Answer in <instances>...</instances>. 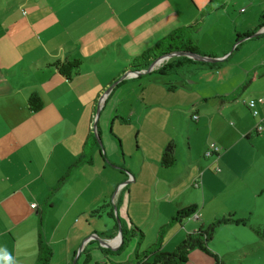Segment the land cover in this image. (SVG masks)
<instances>
[{
	"label": "crops",
	"instance_id": "crops-1",
	"mask_svg": "<svg viewBox=\"0 0 264 264\" xmlns=\"http://www.w3.org/2000/svg\"><path fill=\"white\" fill-rule=\"evenodd\" d=\"M210 1L0 0V264H35L40 240L53 249L50 264H81L87 251L89 264L130 263L163 226L198 230L184 226L191 216L175 220L190 207L202 225L223 216L251 220L264 196L260 49L241 44L219 69L190 68L196 77L188 81L178 71L169 80L170 73H151L157 68L140 75L130 68L161 38L198 22ZM230 2L215 9L231 19L225 33H198L202 51L224 56L236 43L241 28L233 27ZM258 5L264 14V0ZM253 23L242 27L251 31ZM73 59L82 64L70 79L53 66ZM34 94L43 102L38 111L28 103ZM211 143L221 146L218 156H205ZM165 152L176 157L170 167ZM85 154L91 161L77 163ZM117 216L145 233L119 253ZM182 232L177 227L168 240ZM203 252L190 258L202 260Z\"/></svg>",
	"mask_w": 264,
	"mask_h": 264
},
{
	"label": "trees",
	"instance_id": "trees-1",
	"mask_svg": "<svg viewBox=\"0 0 264 264\" xmlns=\"http://www.w3.org/2000/svg\"><path fill=\"white\" fill-rule=\"evenodd\" d=\"M224 1L225 0H211L208 7L203 12L201 20H199L195 24L177 28L174 31L170 32L165 37L161 38L154 46L147 49L139 57L134 59V61L130 65L131 70H134L136 72L148 70V68L158 59L167 56L168 54L178 53V52L195 53L210 57H221V56H217L214 52L202 51L199 45L197 44V42L195 41V38L192 36V34H194L199 30L201 23H203L205 17H207V15L212 10L219 9L222 7L220 4L221 3L223 4ZM263 27H264V14L261 15L260 22L257 25V27H255L251 31H247L245 33H239L237 35L236 42L238 43V45L236 49H238L239 46L241 45L240 44L241 42L239 41H241L246 37L252 36L253 34L257 33L259 30H261ZM231 55L232 54L228 55L225 60L219 62L198 61L189 56L179 55L182 57L176 59L173 62L171 58L168 59V61L163 66L157 68V70H153L151 73L153 72H159L162 74L163 73L168 74L170 72L174 73L179 71V68L186 63L196 64L194 66L199 70L200 69L203 70L204 68L219 69L230 60ZM81 64H82L81 59H73L67 61L57 60L55 61V63H53V66H55L61 74H63L64 76L70 79L74 74H76L79 71ZM28 103L32 111L40 110L43 105L41 98L37 94L30 96ZM195 116L198 115L194 114L193 119H195ZM96 143L97 140H95V144ZM84 161H91V159H89V157H87V155L85 154L81 156V158L77 161V163ZM175 161H176V157L172 152H165L164 157L162 159V164L165 167L172 166L175 163ZM104 208L106 207L104 206L100 207L99 209L94 210L92 214L99 215ZM195 211L196 209L194 207L181 210L175 217V220H180L182 217L191 216ZM109 215L114 217V212L113 211L109 212ZM248 221H249L248 218L241 220V219H236L232 216H223L220 218H216L214 221L209 223L206 228H205L206 224L205 225L203 224L199 229V231L188 233L186 238L182 240L178 245H176L175 249L171 252H165L164 250H162V246L164 242V234L166 232V229H168L169 225L163 226L160 229L157 241L151 247H149L146 251L142 253L139 252L138 249L136 250V258L137 260H140L138 264H185L189 260V255L194 250L200 249L202 251L210 253V250L208 248V241L212 239L216 229L220 225L229 224V223L246 224L248 223ZM121 224L123 229V239L122 242L120 243V246L116 250L117 253L125 250L131 238L135 236H139V243L142 242L145 238V233L135 224H132L130 228H128L122 220H121ZM115 227L116 229L119 228L118 221L116 222ZM38 247H39V252L37 254V259L35 264H50L54 256V252L51 246H49L43 240H40ZM103 251L105 253H109V249L107 248H103ZM149 257L154 258L152 262H149L148 260ZM91 259L92 256L90 252L87 251L86 256L81 264H89ZM216 264H220V263L217 262Z\"/></svg>",
	"mask_w": 264,
	"mask_h": 264
},
{
	"label": "rangeland",
	"instance_id": "rangeland-1",
	"mask_svg": "<svg viewBox=\"0 0 264 264\" xmlns=\"http://www.w3.org/2000/svg\"><path fill=\"white\" fill-rule=\"evenodd\" d=\"M249 1L250 0H234V2L232 3L230 2L231 4L229 7V11L230 14H232L234 17L233 27L235 25L240 26L238 27V30L239 28H241L239 30L241 32L239 33L246 32L245 31L246 29H243L242 24H248L249 26H252V24H254L253 22H257V20L260 22V18H261L260 15L262 13L259 15V5H258L259 0H253L255 1L254 7H250L251 5ZM242 7L244 8L243 12L241 11ZM202 15L200 17V20L202 19ZM206 20H208V24L203 27ZM230 21L226 16H224V14H221L219 11L218 14H216V11L212 10L207 15V17H205L203 23H201L199 30L194 34H192V36L196 39L198 33H200V35H202L203 38H206L209 33H216L218 31H224L225 33L226 28L229 27L230 25ZM239 33L237 34L235 33V37H234L235 40ZM262 34L260 36L249 38L247 40L242 41L240 43L242 44L240 46L241 49H245V51H248L249 49L252 50L260 49L259 54L264 58V33ZM224 37H226V35ZM237 45H238L237 42L236 43L234 42V44H232V46L228 51V55L236 53L235 49L237 48ZM205 47L207 46L205 45ZM250 53H252V51L248 52V54ZM180 57L182 56H172L171 57L172 62ZM194 65L196 64L186 63L183 66H181L178 71L179 79L181 80L182 77V78H186L185 81H188L191 78V76L192 78H195L196 76H193V73L190 72V68L194 67ZM174 75L175 74H171L170 72V75H168V79L172 80L171 77L173 78ZM203 77L204 78H202L201 75L200 78L207 80V77L205 76ZM263 135L264 134L260 136L263 137ZM202 140L203 137L200 135L194 137V141H197L198 143H200ZM183 147L187 148V145L183 143ZM171 148L172 147H165L166 150L169 149L170 151L172 150ZM262 159L264 161V156L262 157ZM223 215L226 214L223 213ZM195 221L197 220L185 219L184 226L187 229H191L194 225H197L199 231V229L202 226L201 224L202 219H199V222H195ZM208 224L206 223L205 228L207 227ZM177 227H180V229L183 232L180 233L178 237L168 240L169 236L173 233L174 229H176ZM147 230H149V232L146 240L147 242H149L147 245L149 246L153 242L152 240L155 235L150 232L151 231L150 228H148ZM187 234L188 233L183 229V227H181L180 223H176L172 225L171 227L166 229V232L164 234L165 242L163 244L164 246L163 250L165 252L173 251L176 245L179 243V241L182 240V238H185ZM208 248L210 250V253L204 251L203 253L205 254V256L203 257L202 260H200L197 257L190 258L189 255V260L185 264H216L217 262H219L220 264H264V196L260 199V205L255 207V212L252 215L251 220L248 221V223L246 224L229 223V224L220 225L216 229L212 239L208 241ZM153 259H154L153 257H150L148 260L149 262H152ZM137 261L139 260H137L134 255L130 259V263H126V264H137Z\"/></svg>",
	"mask_w": 264,
	"mask_h": 264
},
{
	"label": "water",
	"instance_id": "water-1",
	"mask_svg": "<svg viewBox=\"0 0 264 264\" xmlns=\"http://www.w3.org/2000/svg\"><path fill=\"white\" fill-rule=\"evenodd\" d=\"M262 33H264V27L259 30L257 33L253 34L252 36L250 37H246L244 39H242L241 41L239 42H242L244 41L245 39H249V38H253V37H257V36H260ZM238 44V43H237ZM176 55H182V56H189L195 60H198V61H204V62H219V61H223L227 58L228 55H225V56H221V57H210V56H204V55H201V54H195V53H188V52H178V53H172V54H168L167 56L171 57V56H176ZM156 62V61H155ZM155 62L148 68L147 72H150L152 71L154 68H155ZM131 72H135L137 73L138 75L142 74L143 72L140 71V72H136V71H131ZM99 109L97 111V114L99 116ZM96 126V124H95ZM169 150V149H168ZM117 221L119 223V234L117 235L116 239L117 241H119L120 243L122 242V239H123V229H122V224H121V220L119 218V216H117ZM99 238V237H97ZM100 240V239H99ZM102 241V240H100ZM103 242V241H102ZM120 245V244H119ZM103 246H106V247H111L112 245L107 243L106 241H104L103 243ZM76 259H75V262L74 264L76 263Z\"/></svg>",
	"mask_w": 264,
	"mask_h": 264
},
{
	"label": "built area",
	"instance_id": "built-area-1",
	"mask_svg": "<svg viewBox=\"0 0 264 264\" xmlns=\"http://www.w3.org/2000/svg\"><path fill=\"white\" fill-rule=\"evenodd\" d=\"M170 57L168 56H164L160 59H158L155 62V68H159L161 66H163L169 59ZM135 74V73H133ZM248 107L251 109V111L253 112L254 116H258L259 115V110L256 107V101L254 99H251L248 101L247 103ZM199 116H195V119H197ZM256 130L258 133H261L264 130V124L259 123L256 127ZM222 148L220 145H218L217 143H211L209 145V147L207 148L206 152H205V156L207 157H212V156H218L219 153L221 152ZM198 186V184H196ZM34 208L37 207V204H33L32 205ZM191 217H193L195 220H199L201 219V215L199 212L195 211ZM198 230L196 229L195 232H197Z\"/></svg>",
	"mask_w": 264,
	"mask_h": 264
},
{
	"label": "clouds",
	"instance_id": "clouds-1",
	"mask_svg": "<svg viewBox=\"0 0 264 264\" xmlns=\"http://www.w3.org/2000/svg\"><path fill=\"white\" fill-rule=\"evenodd\" d=\"M5 259H10V257H5Z\"/></svg>",
	"mask_w": 264,
	"mask_h": 264
}]
</instances>
